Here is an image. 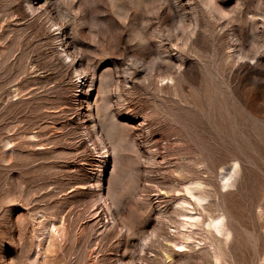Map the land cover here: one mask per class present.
<instances>
[{"label":"rangeland","instance_id":"obj_1","mask_svg":"<svg viewBox=\"0 0 264 264\" xmlns=\"http://www.w3.org/2000/svg\"><path fill=\"white\" fill-rule=\"evenodd\" d=\"M0 264H264V0H0Z\"/></svg>","mask_w":264,"mask_h":264},{"label":"bare ground","instance_id":"obj_2","mask_svg":"<svg viewBox=\"0 0 264 264\" xmlns=\"http://www.w3.org/2000/svg\"><path fill=\"white\" fill-rule=\"evenodd\" d=\"M206 225L210 228H213L214 230H216L219 233H225L227 234V228L225 227L224 223H223V219L222 216H215V217H211Z\"/></svg>","mask_w":264,"mask_h":264}]
</instances>
